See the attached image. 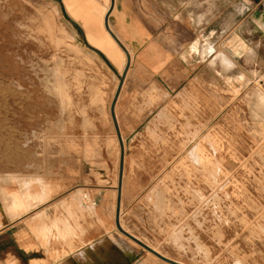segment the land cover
Wrapping results in <instances>:
<instances>
[{
	"label": "rangeland",
	"instance_id": "rangeland-1",
	"mask_svg": "<svg viewBox=\"0 0 264 264\" xmlns=\"http://www.w3.org/2000/svg\"><path fill=\"white\" fill-rule=\"evenodd\" d=\"M114 5L0 0V264H76L90 242L104 264H167L150 248L184 264H264L257 36L241 49L232 35L208 62L151 75L115 39ZM8 176L42 178L48 198L12 221L2 188L21 187Z\"/></svg>",
	"mask_w": 264,
	"mask_h": 264
},
{
	"label": "crops",
	"instance_id": "crops-1",
	"mask_svg": "<svg viewBox=\"0 0 264 264\" xmlns=\"http://www.w3.org/2000/svg\"><path fill=\"white\" fill-rule=\"evenodd\" d=\"M111 19L113 33L129 52L132 62L151 75L162 74L175 64L186 68L202 58L208 62L215 54L217 44L233 39L232 35L239 36L241 49L250 47L246 35L257 36L255 48L248 50L252 53L250 58L255 56L259 61L260 51L264 52V0H115ZM169 36H175V46ZM196 42H200L202 55L192 52ZM260 66H264V60ZM108 238L121 248L127 246L122 237ZM131 242L137 244L134 240ZM88 245L84 252H79L80 259L75 260L76 264L107 262L108 258L99 255V245L94 242ZM69 247L74 253L75 248ZM65 253L64 257H67ZM55 256L59 257L60 253L56 252ZM33 264L48 263L35 260ZM59 264L66 263L61 261Z\"/></svg>",
	"mask_w": 264,
	"mask_h": 264
},
{
	"label": "bare ground",
	"instance_id": "bare-ground-1",
	"mask_svg": "<svg viewBox=\"0 0 264 264\" xmlns=\"http://www.w3.org/2000/svg\"><path fill=\"white\" fill-rule=\"evenodd\" d=\"M104 17V16H103ZM201 17V16H200ZM201 22V21H200ZM199 24V23H198ZM103 36V35H102ZM107 37V36H106ZM113 39V38H112ZM111 39V40H112ZM210 47V46H209ZM75 49V48H74ZM209 49V48H208ZM105 50V49H104ZM207 51H209V50H207ZM211 48H210V53H211ZM192 52L194 53V54H198V55H202V52H201V46H200V42H196L195 44H193V47H192ZM208 54H209V52H207ZM203 54H204V52H203ZM252 54V53H251ZM204 56V55H203ZM247 56H248V54H247ZM249 56H250V53H249ZM217 58L216 59H220L221 60V64H223V65H221V66H223V68H224V66H226L228 69L229 68H232L233 67V64L228 60V59H225L224 57H222V56H220L219 54H218V56H216ZM202 58V57H201ZM247 58V57H246ZM121 59V58H120ZM217 63H219V61L217 62ZM122 65H126V59L124 58V60L122 61ZM220 65V64H219ZM225 71V70H224ZM58 77V76H57ZM247 79V78H246ZM60 81V80H59ZM104 82V81H103ZM249 83V82H248ZM152 89V88H151ZM159 92V91H158ZM148 93V92H147ZM263 95H264V93H263ZM263 95H261V97L260 98H258L259 99V101H260V103H261V105H262V107H264V96ZM66 96V95H65ZM157 96H158V94H157ZM160 96H162V95H160ZM149 97V96H148ZM185 97V96H184ZM152 98V97H151ZM150 98V101L152 100ZM157 98V97H156ZM160 98V97H159ZM158 98V99H159ZM67 99V98H66ZM155 99V98H154ZM70 100V99H69ZM154 101V100H153ZM69 102V101H68ZM155 102H156V100H155ZM259 103V104H260ZM260 107V106H259ZM184 108V107H183ZM259 109V108H258ZM182 111V110H181ZM162 112V111H161ZM260 112V111H259ZM166 113V112H165ZM165 113H159L160 114V116H162L163 114H165ZM264 113V112H263ZM159 114H158V116H159ZM254 115V114H253ZM257 115V114H256ZM157 116V117H158ZM264 116V115H263ZM262 116V117H263ZM259 117V116H258ZM160 118V117H159ZM257 118V117H256ZM161 119V118H160ZM263 119H264V117H263ZM65 130V129H64ZM156 130V129H155ZM150 135V134H149ZM154 135H156V134H153V136ZM190 135V134H189ZM153 138V137H152ZM211 138V137H210ZM214 141H212V143H213ZM213 145V144H212ZM210 146V145H209ZM213 147H215L214 145H213ZM199 154H201V150L198 148V152H197V155L196 156H194V158H195V160L197 161V163L200 165V167L201 166H203L204 167V169L207 171V172H209V170H208V163H209V161H203V160H201V157H200V155ZM118 155V154H117ZM211 162V164L213 165V166H215V164H214V162H212V160L210 161ZM118 163V162H117ZM119 168V167H118ZM117 168V169H118ZM53 176V175H52ZM80 177V176H79ZM5 178V177H4ZM25 178H26V180H25ZM1 180H3V178L1 179ZM4 181H14V182H17L16 184H19L20 185V187H21V192L19 193H10L9 191H7L6 189H4V188H2V192H3V198H5L6 199V201L7 202H12V204L14 205V208L12 209V212H11V215H10V218L12 219V221L13 220H17V219H21V218H23V217H25L27 214H29L34 208H35V203L36 204H41V202H43L46 198H48V194L50 193V188H49V186L43 181V179L42 178H40V177H20V176H16V177H14L13 178V176H8V177H6L5 178V180ZM111 182V181H110ZM223 185V184H222ZM222 187V186H221ZM18 188H19V186H18ZM166 188V187H165ZM20 191V190H19ZM160 191V190H159ZM176 191V190H175ZM84 193V191L82 190V189H80V190H78V194H79V196L81 197H84V195L82 194V193ZM77 193V192H76ZM81 193V194H80ZM165 194V193H164ZM157 195V194H156ZM51 196V195H50ZM73 196V195H72ZM86 196V195H85ZM90 196V195H89ZM88 196V199L90 200V202H91V204H94V200H92L93 198H91V197H89ZM81 197V198H82ZM50 198H52V197H50ZM74 196L72 197V199L74 200ZM81 198H79V199H81ZM86 200V199H85ZM111 201V200H110ZM86 202V201H85ZM46 203V202H45ZM69 203H71V202H69ZM167 203V202H166ZM64 204V203H63ZM74 204H75V201H74ZM169 204V203H168ZM175 205V204H174ZM180 205H182V204H180ZM38 206V205H37ZM92 207V206H91ZM109 207V206H108ZM43 212V211H42ZM99 213V218H100V221L102 222V223H106L105 222V220H104V218H102V216H101V213L100 212H98ZM107 213H108V211H107ZM35 218V217H34ZM33 218V219H34ZM43 218V217H42ZM45 219V218H44ZM4 220H1V222H0V225H4V222H3ZM40 221V220H39ZM41 222V221H40ZM54 222V221H53ZM39 223V222H38ZM38 223H37V225H38ZM56 223V222H55ZM99 223V222H98ZM53 224V223H52ZM59 224V223H58ZM33 225H34V223H33ZM40 225V224H39ZM60 225V224H59ZM112 225V224H111ZM48 226V225H47ZM53 226V225H52ZM55 226V228L54 229H56V225H54ZM33 227V226H32ZM44 227V226H43ZM51 227V226H50ZM65 227V226H64ZM112 227V226H111ZM39 228V227H38ZM66 228V227H65ZM34 229V228H33ZM47 229H48V227H47ZM59 229V228H58ZM36 230H37V228H36ZM39 230V229H38ZM70 230V229H69ZM173 230V229H172ZM48 231V230H47ZM64 231V230H63ZM67 231V230H66ZM175 231V230H174ZM177 231V230H176ZM172 232V231H171ZM39 233V232H38ZM37 233V234H38ZM44 233V232H43ZM174 234H176V232L174 233ZM45 236V235H44ZM67 236V235H66ZM42 237V236H41ZM40 237V238H41ZM50 237H52L51 235H50ZM57 237V236H56ZM78 238V237H77ZM132 238H134V237H132ZM136 238V237H135ZM38 239V238H37ZM42 239V238H41ZM50 239V238H49ZM48 239V240H49ZM79 239V238H78ZM112 240V239H111ZM181 240V239H180ZM42 241H43V239H42ZM50 241V240H49ZM177 241H179V240H177ZM132 243V242H131ZM68 244V243H67ZM48 245V244H47ZM92 250V249H91ZM154 251H152L151 250V248H150V251L153 253V254H155L156 252H157V254H159V255H162V256H164L159 250H156V249H153ZM105 252V251H104ZM149 252V251H148ZM47 253V252H46ZM65 253V252H64ZM66 254V253H65ZM151 254V253H150ZM96 255V254H95ZM157 256V255H156ZM84 257V256H83ZM102 257V256H101ZM165 258H169L168 256H164ZM55 258H56V256H55ZM80 259V258H79ZM170 259V258H169ZM168 259V260H169ZM171 260V259H170ZM88 261V260H87ZM172 261V260H171ZM69 262V261H68ZM165 262V261H164ZM173 262H175L176 264H184L182 261H179V260H175L174 259V261ZM167 263V262H166ZM167 264H169V263H167ZM206 264H207V262H206Z\"/></svg>",
	"mask_w": 264,
	"mask_h": 264
},
{
	"label": "water",
	"instance_id": "water-1",
	"mask_svg": "<svg viewBox=\"0 0 264 264\" xmlns=\"http://www.w3.org/2000/svg\"><path fill=\"white\" fill-rule=\"evenodd\" d=\"M106 23H107V20H106ZM111 32V31H110ZM111 34H113L112 32H111ZM117 41H118V43H119V40L117 39V38H115ZM126 53H127V55H128V61L130 62L131 61V58H130V55H129V53L126 51ZM121 87H123V84H121L120 85V88ZM155 255H157V256H159V254H157V253H155ZM160 258H161V260H163V261H165V262H167V263H169V264H176L175 262H173V261H171V260H168V259H166V258H164V257H162V256H159Z\"/></svg>",
	"mask_w": 264,
	"mask_h": 264
}]
</instances>
